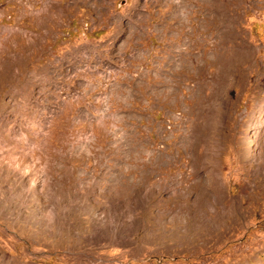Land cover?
Returning a JSON list of instances; mask_svg holds the SVG:
<instances>
[{
  "label": "rangeland",
  "instance_id": "1",
  "mask_svg": "<svg viewBox=\"0 0 264 264\" xmlns=\"http://www.w3.org/2000/svg\"><path fill=\"white\" fill-rule=\"evenodd\" d=\"M8 260L264 264V0H0Z\"/></svg>",
  "mask_w": 264,
  "mask_h": 264
},
{
  "label": "bare ground",
  "instance_id": "2",
  "mask_svg": "<svg viewBox=\"0 0 264 264\" xmlns=\"http://www.w3.org/2000/svg\"><path fill=\"white\" fill-rule=\"evenodd\" d=\"M212 2H213V1H212ZM45 14H46V13L43 12L41 16H43V18H44ZM0 264H3V262L0 261ZM4 264H19V263H18V262L11 261V260H10V261L8 260V262H6V263H4Z\"/></svg>",
  "mask_w": 264,
  "mask_h": 264
}]
</instances>
